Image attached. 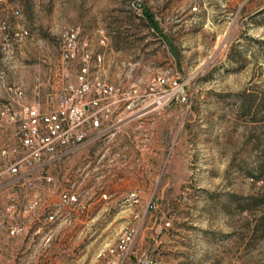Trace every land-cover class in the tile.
<instances>
[{
  "label": "rangeland",
  "instance_id": "374dc122",
  "mask_svg": "<svg viewBox=\"0 0 264 264\" xmlns=\"http://www.w3.org/2000/svg\"><path fill=\"white\" fill-rule=\"evenodd\" d=\"M69 29L103 55L91 72L117 91L116 128L38 166L36 186L6 172L19 144L0 132V264H105L129 225L155 264H264V0H0V106L16 88L51 102L34 91L66 70Z\"/></svg>",
  "mask_w": 264,
  "mask_h": 264
},
{
  "label": "built area",
  "instance_id": "2783aa9c",
  "mask_svg": "<svg viewBox=\"0 0 264 264\" xmlns=\"http://www.w3.org/2000/svg\"><path fill=\"white\" fill-rule=\"evenodd\" d=\"M14 14L19 15L20 11L17 9ZM79 37L80 31L75 29L61 33V62L66 70L45 95L50 103L46 106L40 102L25 104L21 102L25 91L16 88L13 103L3 101L0 106V129H13L19 144L13 148V161L6 167V172L14 176L26 175L30 186L38 184L34 176L38 166L63 163L86 142L99 139L116 128L106 127L105 122L114 112L117 91L111 83L91 72L92 67L101 66L103 55L93 53ZM72 63L78 65L74 78L67 71ZM170 85L175 88L178 81L173 79ZM13 105H19L20 111ZM8 146L3 144L0 148L1 161L11 158ZM41 179L47 183L54 180L48 172ZM38 193L35 189L34 195ZM60 200L63 204H75L79 202V195L76 191L62 189ZM153 208V204L148 206V210ZM169 225V222L165 223V226ZM17 232V226L10 228V234ZM138 239V226H127L108 249L105 264H155L151 255L140 248Z\"/></svg>",
  "mask_w": 264,
  "mask_h": 264
},
{
  "label": "crops",
  "instance_id": "0c3cea01",
  "mask_svg": "<svg viewBox=\"0 0 264 264\" xmlns=\"http://www.w3.org/2000/svg\"><path fill=\"white\" fill-rule=\"evenodd\" d=\"M3 60H4V56H3V52L1 51V49H0V68H2V65H3ZM47 85H49L48 83H45V82H43V83H40L39 85H36V91H34V92H38V93H40V94H42V96H44V95H46V93L48 92V86ZM32 91V90H31ZM30 91V92H31ZM2 130L0 129V132H1ZM79 158V153H75L74 155H72L68 160H66L65 162H70L71 163V161L73 162V160L75 159V158ZM0 169H2V164H1V160H0ZM3 178V174H2V170H0V180ZM115 194V193H114ZM104 195H107V196H112L113 194L112 193H110V192H108V193H104ZM128 209H122L121 210V212H124V211H127Z\"/></svg>",
  "mask_w": 264,
  "mask_h": 264
},
{
  "label": "trees",
  "instance_id": "16d2710c",
  "mask_svg": "<svg viewBox=\"0 0 264 264\" xmlns=\"http://www.w3.org/2000/svg\"><path fill=\"white\" fill-rule=\"evenodd\" d=\"M262 106H264V101H263ZM242 109H243V112L246 116L251 115L253 112V103L251 101L245 100L243 102ZM255 200L256 199H251V202L254 203ZM260 204H262V206H264V197L261 199ZM247 206H249V205H247ZM246 208L248 209L249 207H246ZM260 220L264 223V215L260 217Z\"/></svg>",
  "mask_w": 264,
  "mask_h": 264
}]
</instances>
